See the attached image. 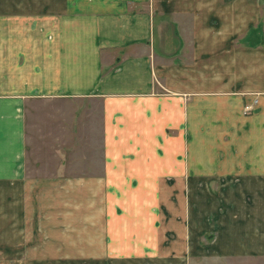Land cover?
<instances>
[{"label":"crops","instance_id":"obj_1","mask_svg":"<svg viewBox=\"0 0 264 264\" xmlns=\"http://www.w3.org/2000/svg\"><path fill=\"white\" fill-rule=\"evenodd\" d=\"M21 5L71 12L0 30V182L78 183L66 244L92 263L253 259L232 251L264 243V0Z\"/></svg>","mask_w":264,"mask_h":264},{"label":"rangeland","instance_id":"obj_2","mask_svg":"<svg viewBox=\"0 0 264 264\" xmlns=\"http://www.w3.org/2000/svg\"><path fill=\"white\" fill-rule=\"evenodd\" d=\"M67 7L73 8V6ZM15 9L17 13H13ZM21 9V0H0V30L41 29L46 28L42 25L44 22L52 29L58 27V22L68 21L71 12L61 11L51 17L49 14L46 16L43 13H34V18H28L16 15L22 12ZM10 184L0 182V264H97L87 261L84 246L75 247L66 244L72 243L75 235L83 238L85 228L89 224L87 214L91 212V208L86 207L87 197L83 190L73 191L78 183H73L70 191L60 194H55L54 191H61L64 183L24 181ZM194 184V190L201 194V189L210 188L220 193L222 187L229 183H221L220 186L215 187H211L212 184L208 183ZM190 232L196 237L199 236L197 227ZM227 237L230 238L229 231ZM237 238L240 245L232 252L238 255L252 254L255 257L220 260L217 264H264V252L260 251L264 243L250 246L240 229H237ZM78 249L82 250L81 255ZM191 264H205V262Z\"/></svg>","mask_w":264,"mask_h":264},{"label":"built area","instance_id":"obj_3","mask_svg":"<svg viewBox=\"0 0 264 264\" xmlns=\"http://www.w3.org/2000/svg\"><path fill=\"white\" fill-rule=\"evenodd\" d=\"M247 110H251L252 109V106L249 104L246 106Z\"/></svg>","mask_w":264,"mask_h":264}]
</instances>
